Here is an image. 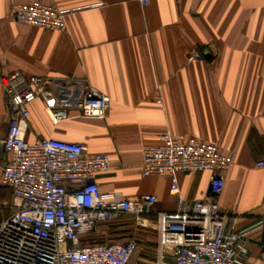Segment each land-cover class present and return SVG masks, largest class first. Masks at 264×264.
Listing matches in <instances>:
<instances>
[{
	"label": "crops",
	"instance_id": "0c3cea01",
	"mask_svg": "<svg viewBox=\"0 0 264 264\" xmlns=\"http://www.w3.org/2000/svg\"><path fill=\"white\" fill-rule=\"evenodd\" d=\"M34 1L71 11L60 29L12 18L15 5ZM195 51L200 58L188 60ZM13 71L85 79L108 95L103 119L55 127L34 101L27 134L29 141L52 136L109 154L110 168L96 178L101 192L153 194L155 209L166 213L179 198H203L207 171L178 173V194L168 176H140L145 146L183 134L231 153L217 202L237 229L264 213V166L257 165L264 161V0H0V74ZM6 126L0 84L1 134ZM6 162L0 153V176ZM117 222L97 225L85 241L135 236ZM245 246L248 264H264L259 229L248 231Z\"/></svg>",
	"mask_w": 264,
	"mask_h": 264
},
{
	"label": "built area",
	"instance_id": "2783aa9c",
	"mask_svg": "<svg viewBox=\"0 0 264 264\" xmlns=\"http://www.w3.org/2000/svg\"><path fill=\"white\" fill-rule=\"evenodd\" d=\"M70 11L34 1L15 5L12 18L60 29ZM199 58L195 51L188 60ZM0 84L7 110L6 130L0 133V153L7 157L0 186L8 187L13 199L11 213L0 222V264H248L245 237L252 228L264 236V213L250 227L237 229L234 218L221 210L217 197L233 163L231 153L183 134L145 146L140 176H168L172 194H178V173H210L203 198H179L174 212L158 211L153 194L99 190L97 174L110 168L109 154L90 153L81 143L52 136L27 139L34 101L42 102L55 127L73 118L103 119L108 95L85 79L20 71L0 74ZM257 165L264 166V161ZM127 217L134 228L155 232L152 256L132 235L101 243L84 240L97 225Z\"/></svg>",
	"mask_w": 264,
	"mask_h": 264
},
{
	"label": "rangeland",
	"instance_id": "374dc122",
	"mask_svg": "<svg viewBox=\"0 0 264 264\" xmlns=\"http://www.w3.org/2000/svg\"><path fill=\"white\" fill-rule=\"evenodd\" d=\"M12 204H13V200H12V197L10 195V191L8 190V188L0 186V222L11 213V211L13 209ZM132 220L133 219L130 217L121 218V219L117 220L118 221L117 223H121L120 225H130L129 231L132 230L131 232H136V234H134L135 238L139 241V243L145 249H147L149 251L148 255L152 256L154 253V248L156 246L155 232L151 230L152 232H154V233H151L148 229H145V228H137L138 231H135L136 228L132 227V224H133ZM114 222H116V221H114ZM128 235L130 236L132 234H128ZM86 237H89V236H86ZM105 240L106 239L102 240L101 237L100 238L99 237L98 238H90V242H96V243H101V242H104Z\"/></svg>",
	"mask_w": 264,
	"mask_h": 264
},
{
	"label": "trees",
	"instance_id": "16d2710c",
	"mask_svg": "<svg viewBox=\"0 0 264 264\" xmlns=\"http://www.w3.org/2000/svg\"><path fill=\"white\" fill-rule=\"evenodd\" d=\"M7 188V187H6ZM144 230V229H143ZM151 233H154V232H152L151 230H149ZM85 240V239H84ZM90 241V240H89Z\"/></svg>",
	"mask_w": 264,
	"mask_h": 264
}]
</instances>
